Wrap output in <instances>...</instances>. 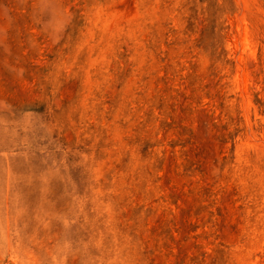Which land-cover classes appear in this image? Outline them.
Segmentation results:
<instances>
[{"label": "rangeland", "instance_id": "1", "mask_svg": "<svg viewBox=\"0 0 264 264\" xmlns=\"http://www.w3.org/2000/svg\"><path fill=\"white\" fill-rule=\"evenodd\" d=\"M0 264H264V0H0Z\"/></svg>", "mask_w": 264, "mask_h": 264}]
</instances>
